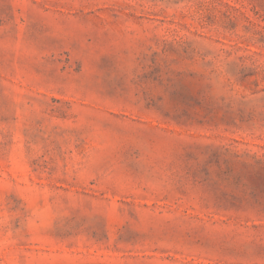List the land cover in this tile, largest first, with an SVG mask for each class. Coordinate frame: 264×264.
Returning a JSON list of instances; mask_svg holds the SVG:
<instances>
[{"label": "rangeland", "instance_id": "374dc122", "mask_svg": "<svg viewBox=\"0 0 264 264\" xmlns=\"http://www.w3.org/2000/svg\"><path fill=\"white\" fill-rule=\"evenodd\" d=\"M0 264H264V0H0Z\"/></svg>", "mask_w": 264, "mask_h": 264}]
</instances>
